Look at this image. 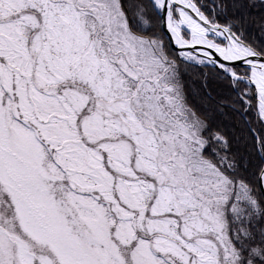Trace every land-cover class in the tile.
Returning a JSON list of instances; mask_svg holds the SVG:
<instances>
[{"label":"snow or ice","instance_id":"obj_1","mask_svg":"<svg viewBox=\"0 0 264 264\" xmlns=\"http://www.w3.org/2000/svg\"><path fill=\"white\" fill-rule=\"evenodd\" d=\"M0 264H264V0H0Z\"/></svg>","mask_w":264,"mask_h":264}]
</instances>
